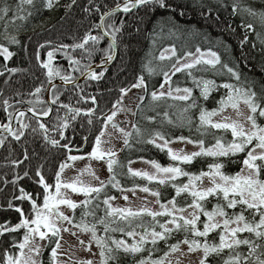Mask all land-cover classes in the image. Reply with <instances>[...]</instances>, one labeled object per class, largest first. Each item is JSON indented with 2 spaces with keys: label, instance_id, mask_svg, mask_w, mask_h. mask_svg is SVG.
Returning a JSON list of instances; mask_svg holds the SVG:
<instances>
[{
  "label": "snow or ice",
  "instance_id": "snow-or-ice-1",
  "mask_svg": "<svg viewBox=\"0 0 264 264\" xmlns=\"http://www.w3.org/2000/svg\"><path fill=\"white\" fill-rule=\"evenodd\" d=\"M76 4L77 0H70L65 5L66 11H70ZM57 6L59 0H38V2L19 0L14 9L7 3L0 4V17L7 16L12 11L10 17L12 21L17 19L26 21L33 15L34 10L37 12L41 8L51 10ZM219 7L227 8L229 5L221 0ZM230 7L235 14L241 6L232 3ZM243 7L250 15H257L253 8ZM199 8L200 15L206 20L213 18L212 5L199 0ZM141 9L145 10L146 14L159 10L168 13L166 19L172 24L169 34L176 33L179 27L176 16L185 15L184 8L172 3L171 0H113L111 4L109 0H87L81 10L86 14L85 19H89V27L80 39L72 43H56L46 39L43 43H38L34 49V59L45 72L47 89L45 82H41L27 94L29 97L27 100L21 98L14 101L11 97L3 96V90L0 89V97H3L0 99V107L3 108L7 118V122L0 123V146L5 144L7 136L20 142L26 130L31 127V132L38 133L42 138L46 151L59 153L61 157L55 169L46 170L47 157H39L35 163H32L27 148H24L21 159H13L9 162L13 166L12 179L0 177L5 185L9 183L13 185V195L8 200L7 207L19 214L16 223L5 221L0 224V236H4L5 233L17 234L10 239L5 238L4 243L7 246L3 248L0 264H44L43 260L39 259L44 248L50 249V264H69L72 260L71 256L68 261L58 259V256L65 254L58 251L62 247V233L65 232L76 236L85 251L92 252L94 243L98 252H93L92 256H98V264H122V255L124 258H131L134 264H173L171 255L175 253L179 254L175 257V264H181L180 258L185 254L193 253H199L197 264H264V123H258L259 118H264V84H261L257 91L255 82L245 80L240 83V72L228 63H222L218 53L211 48L201 49L197 46L195 52L184 50L182 54L177 55L176 47L170 45L162 50L159 56L160 60H164L165 52H168L173 58L169 66L159 69V74L163 78L159 84V91L153 86V90L149 93V84L143 75H139L134 82L119 87V95L112 103L109 112L97 114L96 96L85 94L81 88L79 77H83L85 81H99L103 78L107 71L106 65L115 59L120 48L128 24L125 17L131 19V14L138 13ZM92 17L98 19H91ZM142 19L143 17L137 16L138 21ZM215 19L219 20V15H216ZM260 19L264 23V13L260 15ZM226 27L231 29V25ZM240 27L251 30L253 25L242 20ZM133 31L137 33L141 31L139 24L133 25ZM162 32L163 29L160 32L153 29L151 33L153 44ZM6 39L12 45L21 44L15 34L6 36ZM244 39L247 40V36ZM102 42L105 43L104 47L100 46ZM241 43L243 44V41ZM77 50H79L78 54H74ZM13 54L9 47L0 44V56L4 61H8ZM97 55L100 58L98 65L100 71L92 66L93 58ZM44 56L46 59L43 58ZM58 56L67 61L71 71L62 72L61 67L54 66L53 61ZM150 64L149 61L145 67L151 75L156 69ZM197 65L201 67L197 68ZM216 65H220L219 71L226 70V74L237 83L225 81L217 84L215 80L193 75V69L207 71L208 68L205 66L215 69ZM23 71L26 69L0 65V76H5L7 73L5 84L14 74ZM261 71H264V68ZM180 72H186L194 86L199 89L198 97H193L192 87L172 86V75ZM73 73H78L79 77ZM56 77H59L64 85L73 86L78 96L77 104L83 102L88 105L89 101L91 104L77 107L61 101L59 98L61 93L52 83ZM165 84L168 85L167 91H163ZM133 88L141 90L134 94L138 102H142L148 95L153 101L165 97L186 102L191 100L186 104L184 111L197 110L198 123L195 124V130L199 133V137L193 139L190 135L183 134L166 136L159 130L145 134V130H142L137 123L129 122L127 119L122 126L121 122L114 119L119 112L136 116L137 111L141 110L140 103H137L136 111L124 104L125 96ZM220 88L226 91L218 100L213 98L217 106L209 110L202 101H207L210 93ZM45 90L49 93L47 101L41 96ZM14 96L21 97V93L16 91ZM241 102L248 109L247 114L240 110ZM25 103L28 105L26 110L14 108V104ZM10 108L13 111H9ZM229 108L235 111L237 117H243V121L224 115ZM61 109L64 110L63 115L59 114ZM54 111L56 115L53 121L50 114ZM29 112L32 114L29 119L36 122L34 127L25 122L24 118ZM163 115L167 116V112ZM216 116H220V119L214 120L213 117ZM45 117L49 118L47 122L43 119ZM78 118L84 121L89 129L93 126L95 118L100 121V127L94 134L89 132L81 135L80 140L74 143L76 127L73 122ZM146 119L152 121L155 117L148 116ZM13 120L16 122L15 127ZM168 122L173 123L171 120ZM85 123H81L80 128L83 129ZM128 123H131L130 130L127 129ZM186 123L191 132L193 119L189 117ZM109 125L119 133L116 138L122 139L124 148H132L130 139L135 134L136 143L151 144L156 149L165 151L171 161L167 165L152 159L146 161L154 169L151 173L129 166L126 175L133 178L140 177L148 182H156L158 186L171 188L174 190L173 194L162 192L160 187H149L148 184H138L135 181L130 187L121 184L114 170L118 160L117 151L113 150L115 146L111 144L113 133L106 131ZM69 128L71 133H68ZM209 128L220 131L219 134L213 133L214 142L206 146L204 137L209 133ZM229 131L231 138L226 140L224 133ZM89 134L93 137L91 142ZM106 135L109 139H102ZM175 141L192 144L196 150L185 152L183 149H173L169 145ZM105 144H109L110 147L105 148ZM32 155L37 154L33 152ZM200 157L212 158L211 161H205L207 170L202 167L198 171H192L184 167V165L191 166ZM93 160L104 162L109 173L107 179L97 175L92 167ZM25 161H28V164L21 169L19 166ZM76 161H86V163L84 167L76 170V175L71 181L64 180L62 174L65 169L75 167ZM127 163L131 165L132 160H128ZM233 163H239L240 170L234 174L227 173L226 165ZM119 166L124 167V165ZM84 174L98 183L84 182L81 179ZM180 177H185L186 180H179ZM25 178L36 186L32 191L26 190L20 183ZM109 188L119 192L120 198L126 202L130 199L127 193L131 192L135 196L136 190L139 189L155 197L152 203L158 205V209H153L148 204L137 208L114 205L111 202L118 197L110 194ZM62 189H70L72 193L82 194L84 198L79 201L73 200ZM178 197H181L179 202ZM142 199L147 200V197ZM14 200H19L20 204H14ZM25 201L29 204L27 211L23 207ZM94 201L99 203L93 204ZM101 204L103 214L97 216L95 209L100 208ZM62 205L72 214L62 211ZM208 205L211 207L209 208ZM78 207L81 208L79 217L76 216ZM246 212H248L247 216ZM145 215L151 218L147 224L143 220ZM87 217L93 219L87 220ZM160 217L164 219H158ZM201 217L204 219L202 220ZM98 226H102V234H98L100 231ZM137 228L143 230L138 232ZM77 231L89 234V239L84 241L77 236ZM213 232L216 233L218 241L215 238L212 241L208 239L209 234ZM114 233L122 235L117 238ZM244 233L250 235L243 236ZM125 236L132 238L131 243L124 238ZM160 242H163L162 247ZM9 248L14 251L10 252ZM224 250H228L226 256H222ZM145 251L148 253L146 256L141 255L136 259L137 254ZM154 252H162V255L153 257ZM217 257L220 258L219 261ZM74 264H95V262L92 258H88L78 259Z\"/></svg>",
  "mask_w": 264,
  "mask_h": 264
},
{
  "label": "trees",
  "instance_id": "trees-1",
  "mask_svg": "<svg viewBox=\"0 0 264 264\" xmlns=\"http://www.w3.org/2000/svg\"><path fill=\"white\" fill-rule=\"evenodd\" d=\"M38 2V0H37ZM70 0H59V6L53 9H43L41 8L38 12L33 11V15L29 17L26 21L15 20L12 21L10 17L12 16V11L8 13L7 16L0 17V44H4L9 47V50L14 54L8 60L4 61L3 57L0 56V65L6 64L8 67H20L26 69V71L18 72L14 74L8 83H4V79L7 76H0V89L3 90V96L11 97L12 100L25 99L27 100L28 93L33 90V88L45 82V89H47L46 76L44 70H42L36 63L34 59V49L38 43H43L46 39L52 40L56 43L65 42L72 43L74 40L80 39L84 32L89 27V19H85L86 14L82 12L83 5L87 0H77V4L73 5L70 11H66L65 5L69 3ZM113 0H109L111 4ZM174 4H179L184 8L185 15L183 17L176 16L179 27L176 33L169 34V29L172 27L170 21L166 19L168 13L164 10H159L154 13L146 14L145 10L141 9L138 13L131 14V19L125 17L128 20L126 25V31L122 37L120 48L117 51V56L115 60L108 66L103 78L99 81H81V88L84 90L85 94H92L96 96L97 114L107 113L112 107V103L118 97L119 87L126 86L131 82H134L135 78L139 75H143L146 82L149 84V93L153 90L155 86L156 90L159 89V84L162 82V76L159 74V69L161 67H167L171 63L173 58H165L160 60L159 56L162 50L168 48L170 45H174L177 49V55L182 54L184 50H190L195 52V48L199 46L201 49L211 48L216 51L221 58V62L228 63L230 66L235 67L241 74L240 83L245 80L249 82H255L256 90L259 91L260 85L264 84V23L261 22L260 15L264 13V0H223L227 3L229 7L223 8L219 7L221 0H203L204 3L210 4L214 8L213 18L206 20L200 15L199 0H171ZM7 3L13 9L15 5L19 3V0H0V4ZM236 3L241 6L238 7L235 14L232 13L231 4ZM243 6H249L253 8L257 15H250L244 10ZM27 8V5H25ZM219 15V20L215 19V16ZM137 16L143 17L142 21L137 20ZM91 19H98L92 17ZM242 20L245 23H252L253 28L251 30H246L240 27ZM139 24L141 28L140 32L133 31V25ZM226 25H231V29L227 28ZM155 29L163 32L156 38V43H152L151 33ZM15 34L17 38L21 41L19 45H12L6 39V36ZM247 36V40L244 37ZM243 41V44L241 43ZM27 46L26 48L24 46ZM127 45V47H125ZM255 45V46H253ZM101 47L105 46L102 42ZM79 50H77L78 54ZM43 58L46 59V56ZM99 55L93 58V65H99ZM151 62L150 66L156 69L154 74H149L145 65ZM54 66L61 67L63 71H71L68 68L67 61L61 57H57L53 61ZM197 65V68H200ZM208 68L207 71H197L193 69V75L197 77H202L204 79L215 80L217 84H221L225 81L231 83H237L232 79L225 71H219L220 65H216L215 69L211 66H205ZM100 71V68L96 69ZM73 75L79 77L78 73H73ZM60 80L59 77L54 78L53 81ZM52 81V82H53ZM171 83L173 87L180 86L192 87L193 97L199 96V89L193 84L190 77L187 76L186 72L176 73L171 78ZM56 90L61 93L60 100L65 103H71L73 106L86 107L88 105L77 104L76 101L78 96L73 90V86H57ZM19 91L21 97L14 96V93ZM226 90L220 88L219 90H213L210 93L209 99L207 101H202L204 106L209 110L217 105L214 99H219L220 95ZM46 90L41 93V96L45 101ZM3 97H0L2 99ZM190 101H179L171 100L167 97L162 98L157 101H153L150 95L146 96L141 104V110L137 111L136 116H133V122L145 130V134L152 132L154 130H159L166 134V136L174 135H185L191 136L193 139L199 137V133L195 130V124L198 123V113L196 109H189L187 112L184 111L186 104ZM28 105L25 104H14V108L27 109ZM55 109V106H54ZM9 111H13L12 108ZM136 111V108L135 110ZM64 110H60V115H63ZM167 112V116L163 115ZM55 111L51 114V119L55 120ZM148 116L155 117L154 120L149 121L146 119ZM31 115L26 114L25 122L30 123L31 126H36L34 120H30ZM191 117L193 119V125L191 132L187 126L186 121ZM46 122L49 118H43ZM171 120L173 123H169ZM7 122L6 113L3 108L0 107V123ZM76 127V134L74 136V143L79 141L81 135L85 133H96L100 127V121L93 119V126L91 129L87 124L80 120L73 122ZM85 123L84 128H80V124ZM258 123H264V118H259ZM16 126V122H15ZM220 130H213L209 128V133L204 137L206 146L213 143V133L219 134ZM68 133H71V128H69ZM55 135V133H51ZM225 139H230V131L224 133ZM92 135L89 134V141H92ZM130 143L133 145L131 149L124 148L120 151L117 156L118 164L114 166V170L117 174V178L121 181L122 185L131 186L133 181L138 184H148L149 187H160L162 192H167L170 194L174 193V190L167 188L165 186H158L156 182H148L140 177H131L126 175L128 160L138 161H148L155 159L162 165H167L170 163L169 157L165 154V151H160L156 149L151 144L136 143L135 134L133 138L130 139ZM27 148L29 157L32 163H35L36 159L39 157H47L45 168L46 170L55 169L58 165V160L61 158L59 153H49L46 151L45 146L42 143V138L39 134H33L31 132V127L26 130L25 136L22 137L20 142L12 139L11 136H7L5 144L0 146V177L12 179L13 166L9 163L13 159H21L23 149ZM33 152L37 155L33 156ZM243 155V154H239ZM141 157L143 159H141ZM210 157H200L193 162L191 166L184 165L192 171H198L200 168L207 170L205 161H211ZM28 164L25 161L24 164L19 167L22 169ZM119 165H124L120 167ZM240 170L239 163H233L226 165L225 171L230 174H234ZM7 174V176H5ZM50 175V172H49ZM179 180H186L185 177L178 178ZM20 183L26 188V190L32 191L36 186L29 181L27 178L20 181ZM110 194L118 196L119 192L115 189H110ZM18 194V193H17ZM13 195V185L11 183L5 185L0 179V224L8 221L12 224L18 221L19 214L12 208L7 207L8 200ZM211 199V198H210ZM178 202L181 197L177 198ZM215 201H213L214 203ZM14 204H20L19 200H14ZM99 203L94 201L93 204ZM23 207L25 211L29 208L28 202H24ZM210 208L211 205H208ZM239 209V206H238ZM237 209V210H238ZM96 215L100 216L103 214V205L100 208H96ZM234 211V210H229ZM81 208L76 209V216L79 217ZM248 215V212L245 213ZM87 220H92L93 217H87ZM150 217L145 215L143 217L144 222L147 224L150 221ZM158 219H164L160 217ZM203 220L204 217H201ZM258 219V217H257ZM200 226V225H198ZM100 231L98 234H102V226H98ZM158 228V226H157ZM138 232L142 231V228L136 229ZM21 232L23 230H20ZM15 233H5L4 236H0V257L3 255V248L7 245L4 243L5 238H11L15 236ZM117 238L121 237V233H114ZM243 236H249L250 234L244 233ZM19 238V237H17ZM131 243L129 237H124ZM216 237V233H210L208 239L210 241ZM171 242V241H170ZM161 247L163 242H160ZM148 246H146L147 248ZM243 247V246H242ZM9 251H14L9 248ZM228 250H224L222 256L227 255ZM147 251L137 254L136 259H139L141 255H147ZM162 255V252H154L153 257ZM44 264H50V249L46 248L42 254L41 258ZM218 261L219 257L216 258ZM122 264H134L131 258H124L122 255Z\"/></svg>",
  "mask_w": 264,
  "mask_h": 264
},
{
  "label": "rangeland",
  "instance_id": "rangeland-1",
  "mask_svg": "<svg viewBox=\"0 0 264 264\" xmlns=\"http://www.w3.org/2000/svg\"><path fill=\"white\" fill-rule=\"evenodd\" d=\"M165 57L166 58L170 57L168 52H165ZM170 75H171V73H170ZM159 90L160 89H158L157 91H159ZM167 90H168V85L165 84L163 91H167ZM139 91H141V90L133 88V89H131V91H129L127 93V95L124 98L125 106L133 109V111L135 110L137 103H139L134 98V94H136ZM239 108L243 113H245V114L248 113V109L246 108V106L242 102L240 103ZM224 115H229L233 119H240L243 121V117H237L235 114V111L232 110L231 108L227 109L225 111ZM114 119L117 122H121L122 126H123V122L126 119L129 122L134 121L133 116L131 114H126L124 112H119ZM213 119L219 120L220 116L213 117ZM127 129L128 130L131 129V123L127 124ZM106 131L113 133V137L111 138V144L115 146L113 150L117 151V156H118L120 151H122V149H123L122 139L116 138L117 136H119V133L116 132L115 130H113L111 128V125H109V127L107 128ZM102 139H109V137L106 135ZM169 146L172 147L173 149H183L185 152H191V151L196 150L194 145L188 144L186 142H181V141H175L172 144H170ZM104 147L108 148V147H110V145L105 144ZM85 163H86V161H76L75 167L66 168L65 172L62 174L63 179L66 181H71L76 175V170L84 167ZM129 166L133 169H140V170L148 171L149 173L154 171V169L151 167V165L149 163H147L146 161H143V160L133 161L131 163V165H128V167ZM92 167L96 171L97 175H99L102 179L108 178L109 173H108L107 167L103 161L93 160L92 161ZM81 179L86 183H89V182L92 184L98 183L97 181L92 180L91 177H89L87 174H84L81 177ZM204 183H205V185L207 184L206 179H205ZM62 191H65L67 196H69L73 200L79 201V200H82L84 198L82 194L72 193L70 189H67V190L62 189ZM127 195L130 198L129 201L126 202L122 198H120V193H119L117 196L118 198L115 201H112L111 203H113L114 205H118V206H131L133 208H137V207H140L144 204H148V206L152 207L153 209H158V205H155L154 203H152V201H154L155 197H152L151 195H149L147 193L141 192L139 189L136 190L135 196H133L131 192H128ZM143 197H147V200L142 199ZM61 210L65 211L66 214H69V215L72 214L71 211L66 208V206L62 205ZM62 235H63V239L61 240L62 247L58 251L63 252L65 254L58 256L59 260L68 261L69 256H71L72 260L69 261V264H74V262L78 259L92 258L94 260L95 264H98V256H96V257L92 256L93 252H98L96 245L94 243L92 244V252H88V251H85L83 246H81L79 244V241L77 240L76 236H72L69 232L62 233ZM77 236H79L84 241H87L89 239V234L80 233L79 231H77ZM137 239H138V237H137ZM182 247L186 248V246H182ZM45 249L46 248H44L43 252L45 251ZM25 252H27V249H25ZM43 252H42V254H43ZM42 254L39 257V259L42 258ZM177 255H179V254L175 253V254L171 255V259L173 261V264H175V257ZM198 256H199V253L185 254L184 256H182L180 258L181 264H197Z\"/></svg>",
  "mask_w": 264,
  "mask_h": 264
},
{
  "label": "water",
  "instance_id": "water-1",
  "mask_svg": "<svg viewBox=\"0 0 264 264\" xmlns=\"http://www.w3.org/2000/svg\"><path fill=\"white\" fill-rule=\"evenodd\" d=\"M116 56H117V53H116ZM116 56H115V58H116ZM115 60V59H114ZM113 60V61H114ZM112 61V62H113ZM111 62V63H112ZM110 63V64H111ZM110 64H108V65H106V67H108ZM93 68H95V70L96 69H98L99 68V66L98 65H94L93 66ZM79 80H80V82L81 81H83L84 80V78L83 77H79ZM52 83H54L56 86H70L71 84H69V85H64L63 84V82L61 81V80H55V81H53ZM46 99L48 100L49 99V93L48 92H46ZM26 114H29V115H32L30 112L29 113H26ZM51 115V114H50ZM46 118V117H45ZM13 126L15 127V120H13ZM6 135V134H5Z\"/></svg>",
  "mask_w": 264,
  "mask_h": 264
}]
</instances>
